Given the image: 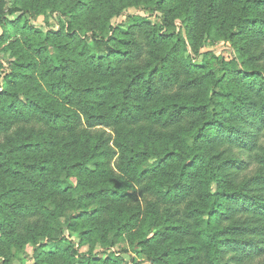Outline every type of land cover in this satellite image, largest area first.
<instances>
[{"label":"trees","instance_id":"obj_1","mask_svg":"<svg viewBox=\"0 0 264 264\" xmlns=\"http://www.w3.org/2000/svg\"><path fill=\"white\" fill-rule=\"evenodd\" d=\"M126 6L162 20L112 26ZM0 28V259L121 264L133 235L155 264H264V0H0ZM205 39L235 57L185 56Z\"/></svg>","mask_w":264,"mask_h":264},{"label":"rangeland","instance_id":"obj_2","mask_svg":"<svg viewBox=\"0 0 264 264\" xmlns=\"http://www.w3.org/2000/svg\"><path fill=\"white\" fill-rule=\"evenodd\" d=\"M23 19L30 23L35 29H40L44 32L50 30H58L59 29V21L64 18H60V14L57 12H53L50 9L46 11L45 14H40L38 16H33L29 13L21 14ZM20 16V13L16 15V17ZM129 17H142L150 20L152 24H159L162 20V16L160 13L151 12L143 7L136 6H126L122 12V15L119 17H114L111 20L112 26L118 27L123 26L127 23ZM178 27L180 28L179 22H177ZM2 34L0 28V35ZM5 45H0V91L4 89V78L9 75L12 71L11 63L14 61L10 58L9 53L4 51ZM198 53L191 48H187V52L185 54L186 57L192 58L195 62H202L205 58V55L209 56V59L212 57H216L220 59H224L226 61H231L235 57L234 49L229 40H216V39H205L201 43V45L197 48ZM218 62L214 60V65ZM218 66V65H217ZM108 133L113 136L115 139V135L108 130ZM4 134H0V140L4 141ZM116 160L113 161V167H116ZM252 175H249V177ZM74 181V180H73ZM139 189V188H138ZM215 190V188H214ZM139 198L141 199L142 205L145 207L147 202L153 200L154 197L143 196L141 195V191L138 192ZM146 208V207H145ZM134 234V233H133ZM66 237L73 242V245L77 247L81 253H86L91 249L93 254L102 253L101 246L99 243H94L93 245L89 243H81L80 239L74 235L69 236L66 233ZM133 235H129L126 237V242L119 243L115 248H111L107 251V254H113L115 257L121 259V264H155L152 260L137 249L135 245L131 246L133 241ZM41 244L46 245L45 242L41 241ZM39 246H34L33 244L25 245L24 251L18 256V258H13L8 263L3 259H0V264H35L34 257L35 252ZM48 251V250H47ZM106 255H102V257Z\"/></svg>","mask_w":264,"mask_h":264}]
</instances>
